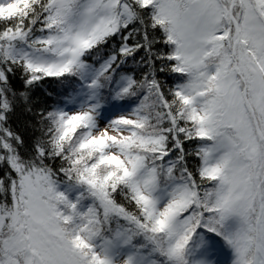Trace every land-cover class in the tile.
Listing matches in <instances>:
<instances>
[{"label": "snow or ice", "instance_id": "6c2138e0", "mask_svg": "<svg viewBox=\"0 0 264 264\" xmlns=\"http://www.w3.org/2000/svg\"><path fill=\"white\" fill-rule=\"evenodd\" d=\"M0 264H264V0H0Z\"/></svg>", "mask_w": 264, "mask_h": 264}]
</instances>
